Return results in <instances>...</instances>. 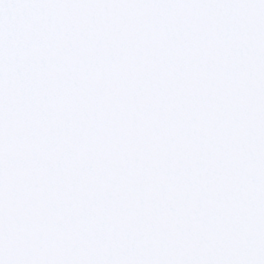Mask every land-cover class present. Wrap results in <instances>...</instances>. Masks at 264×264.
Here are the masks:
<instances>
[{
    "label": "snow or ice",
    "instance_id": "6c2138e0",
    "mask_svg": "<svg viewBox=\"0 0 264 264\" xmlns=\"http://www.w3.org/2000/svg\"><path fill=\"white\" fill-rule=\"evenodd\" d=\"M0 264H264V0H0Z\"/></svg>",
    "mask_w": 264,
    "mask_h": 264
}]
</instances>
